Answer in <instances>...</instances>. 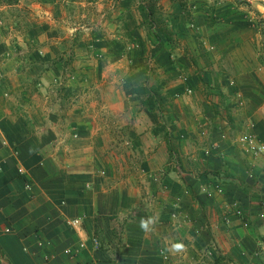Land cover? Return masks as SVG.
<instances>
[{
	"label": "crops",
	"instance_id": "1",
	"mask_svg": "<svg viewBox=\"0 0 264 264\" xmlns=\"http://www.w3.org/2000/svg\"><path fill=\"white\" fill-rule=\"evenodd\" d=\"M75 1L0 3V264H264V154L231 144L251 127L264 143V59L258 29L244 21L254 8L240 11L231 0H83V16L92 9L103 25L75 21V46L101 40L124 51L99 59L102 69H78L93 56L64 53ZM168 44L183 77L166 88L173 110L141 102V88L118 63L129 55L140 61L149 45L160 56ZM68 76L78 82L64 84ZM82 93L91 101L78 102ZM159 109L179 116L162 133L150 122ZM202 124L212 128L205 143L217 148L190 155L197 148L187 130L199 135ZM128 141L139 145L136 158L123 147ZM161 169L162 186L128 177Z\"/></svg>",
	"mask_w": 264,
	"mask_h": 264
},
{
	"label": "rangeland",
	"instance_id": "2",
	"mask_svg": "<svg viewBox=\"0 0 264 264\" xmlns=\"http://www.w3.org/2000/svg\"><path fill=\"white\" fill-rule=\"evenodd\" d=\"M81 1L83 2V0H76L75 5H74L75 7H73V8L69 7L67 10V12L70 13L71 15L69 18L70 19L69 22L66 23V28L63 29L64 30L63 35L69 36V37H66V38H68V41L66 43V46H67L66 50L67 51L65 50L64 53L67 54V52H69V54H71L72 52H79V56H81L82 58L84 56L92 54V56H93L91 58L92 60L91 61L81 60L80 65H78V69L87 68V66L102 69L100 67V64L102 63V61H100L99 59L105 58L104 57L105 55L109 56V54L116 53L119 51H124V50L119 49L118 48L119 46H117V45H103L101 40L97 41L98 44L88 45L86 43V44H83L79 47L75 46V43H73V38H72L75 31H73L71 28H69L73 25V23L75 21H76L75 24L80 22L81 25H89V23H91L92 25H95V27H97V28H101L103 25L102 16L95 14L92 11V9L89 11H87V9H86L84 12L86 15H85V17L83 16V11H82L83 5H82V3H80ZM231 2L234 3V5H231V6H237V7L238 6H244V9H239L240 11L246 10V8H249V9L254 8V14H256L255 18L244 20V21H246L245 27L251 26L252 28L258 29L256 31L259 34V37H258L259 42L257 43V49H258L257 51L261 53V56L264 59V13H263L264 0H255L253 3H246V2H243L240 0H231ZM257 4L262 5L261 11H260V9H256ZM89 6H92V5H89ZM85 7H88V5H86ZM259 8H260V6H259ZM257 10H259V12ZM99 12L100 11H98V10L96 11V13H99ZM79 14H80V17H79ZM20 16L24 17L23 19H21V21L26 20V18H25L26 14L23 13V14H20ZM88 17H90V19H88ZM86 31H88V30H86ZM84 33H86V32H84ZM88 36L89 35L85 34V35H82L81 38L82 37L87 38ZM72 43H73V45H72ZM157 45H155V46L149 45L146 48H143V49L141 48L140 53H143V55L140 57L141 58L140 61H134L133 58L131 60L130 55H129L127 59L122 60L121 62H118V63H120V66L123 70L128 71L126 74V77H127L126 80L128 81V84L132 83V84L137 85L138 87L141 88V89H139V96L141 98L140 99L141 102L147 103L148 101H150L151 103L149 104V106H151V105L155 106L156 105L155 102L157 100H160L161 102L171 103L170 107H171V110H173V107H172V105H173L172 104L173 103L172 97L173 96H171V94L166 91V88L173 81V79L178 78V79H180V81H181V79H183L182 76H179V73L177 74L175 72V70H173L174 61H177L178 55L177 54H175L174 56L171 55V53H173V52L171 51V46L168 44V45L160 46V48H159L160 56H157V53L155 52ZM77 48H80V49L78 50ZM132 48L131 47L127 48V51L129 54H130V51ZM180 51H182V50L180 49ZM88 62H92V63H90L88 65ZM83 63H85V64L83 65ZM177 63H179V62H177ZM78 64H79V62H78ZM130 72H132V73L130 74ZM87 79H88L87 81L89 82L90 78H87ZM93 80H94L93 85H96V84L100 83L101 79L99 78V82H96L95 78H93ZM80 81L82 82L84 80L81 79ZM77 82H78V78L75 76H68V77L64 78V84L73 85V83L76 84ZM158 88H161V91H157ZM152 91H157V92L153 95V97L149 96L147 98V95L150 94ZM187 91H189V88H187ZM211 94H213V93H211ZM156 95H158V96H156ZM190 96L193 97L194 99H197L196 96H194L193 92L190 93ZM75 99L78 100V102H81V101L82 102H90L91 101V99L89 100L88 96L83 94V93ZM211 100L213 103L220 105L218 102L220 100V97H216V95H214V96L212 95ZM167 108L168 107H166L165 109H167ZM165 109H162V110L159 109V112L157 115L154 112L156 116L150 119V122L153 123L154 126L157 125V127H159L160 132L161 131L163 132L164 127H166L167 124H170V125L172 124L170 120L173 121L174 119H176V122H178V119H179V116L177 113L171 114L170 118H172V119H170L169 114L167 113L168 111ZM134 114H135L134 112L133 113L129 112L127 114V117L131 118V117H133ZM202 125L203 126H201L199 129V131H200L199 135L192 130H190V131L187 130L188 134H189V137H187V138L193 140L192 142L196 145V148H197V150L195 152L191 153L190 155L198 153L199 150H202V152H204L205 154H209L212 151L216 150L212 147L214 142H211L209 144H207V142L205 143L206 137H211L210 139H211V141H213L212 140L213 135H212V133L209 132V130H212V128L209 126V124H202ZM131 127H133V126L130 125L128 128L129 133H131L130 132L131 129H132V133H135L134 128H131ZM247 131H245V132H247ZM245 132H243V133H245ZM183 133L184 134L182 135V138H185V136H184L185 132H183ZM190 133L192 134L191 136H190ZM243 133L235 134V136H232L233 142L231 144L234 146H239L240 142H239L238 138ZM129 141L125 142L123 147H125V150L128 151L127 154L132 155L131 156L132 158H136L133 156V152H134V154H136V152L138 151L137 146H139V145H136L134 142L131 143ZM207 149L210 150L209 153H207ZM200 157L201 156L199 155L198 158H200ZM196 158H197V156H196ZM187 160H188V163L186 165H188L190 163L189 162L190 159H187ZM192 162H194L193 164L195 165V162H197V159H196V161H192ZM191 166H193V165L191 164ZM180 167H181V170L184 172L187 170H189L188 172H191L190 169L184 170L182 168V165H180ZM174 169H177V168L174 167ZM165 170H167V169H165ZM177 171H178V169H177ZM172 173L174 174V176L175 175H176V177L178 176V174H177L178 172L175 173V170H173ZM167 175H168L167 172L165 171V173H164V171L161 169L156 174L154 173L151 175H149L148 173H145V171L140 172V173H137V172L132 173L131 172L128 174V177L133 182H135V183L137 182V184H143L142 180H145V181L152 180V181H154V183L160 182L161 183L160 186H162V185H164L163 184L164 181L168 180L167 178H165ZM213 189L214 188H212L210 190L211 194H213V192H214ZM151 195H154V194L152 192H148L146 194V196H149V197H152ZM262 235H263L262 233L258 234L260 239H261Z\"/></svg>",
	"mask_w": 264,
	"mask_h": 264
},
{
	"label": "built area",
	"instance_id": "3",
	"mask_svg": "<svg viewBox=\"0 0 264 264\" xmlns=\"http://www.w3.org/2000/svg\"><path fill=\"white\" fill-rule=\"evenodd\" d=\"M240 1H243L246 3H253L255 0H240ZM263 13H264V10H263ZM238 140H239L240 144H242V145L246 146L248 149H250L252 154H254L255 156L264 154V143L259 140L257 133L253 130L252 127L247 132L241 134L239 136ZM212 147L214 149L217 148L216 144H213ZM209 152H210V150L207 149V153H209ZM219 190L221 191L220 188H219ZM237 212L240 213L241 210L237 209ZM173 215H176V214H173ZM70 223L72 225H80V219L74 218V219L70 220ZM262 240L264 243V234H263ZM92 241H93L94 246H96V247L100 246V240L97 236H94ZM80 246L81 247L85 246V242H82L80 244ZM67 251L71 252V249H68Z\"/></svg>",
	"mask_w": 264,
	"mask_h": 264
},
{
	"label": "trees",
	"instance_id": "4",
	"mask_svg": "<svg viewBox=\"0 0 264 264\" xmlns=\"http://www.w3.org/2000/svg\"><path fill=\"white\" fill-rule=\"evenodd\" d=\"M18 1H19V0H0V3L2 2V3H7V4H14V3H17ZM68 1H75V0H68ZM149 10H150L149 14H150L151 18H154V12H153V9H152L151 6H149ZM161 17H162V16H161ZM158 18H159L158 23H160V20L163 21V19L160 18V15L158 16ZM160 24H161V23H160ZM159 29H160V31L162 32V34L165 35V36H167V38H168L171 42L173 41V40H172V37H171L172 31H171V29H170L169 27H167V26H165V25H161V27H160ZM199 48H200V50H201V53L203 54L202 57L205 58V60H206V59H207V56H206V54L204 53V48H203L202 44L199 45ZM151 95H152V94H150V96H151ZM170 150H171V148H170ZM219 174H221V172H213V175H217V176H218ZM225 178H227V174H226V177H225ZM240 185L243 187V189H244L245 191H248V186H247L246 184L241 183Z\"/></svg>",
	"mask_w": 264,
	"mask_h": 264
},
{
	"label": "clouds",
	"instance_id": "5",
	"mask_svg": "<svg viewBox=\"0 0 264 264\" xmlns=\"http://www.w3.org/2000/svg\"><path fill=\"white\" fill-rule=\"evenodd\" d=\"M151 223H153V221H152L151 218H149V219H147V220L142 219V220L140 221V227H141V229H143V230H148V227H149V225H150ZM173 247L176 248L177 250H180V249H182L183 246H182V245H174Z\"/></svg>",
	"mask_w": 264,
	"mask_h": 264
}]
</instances>
